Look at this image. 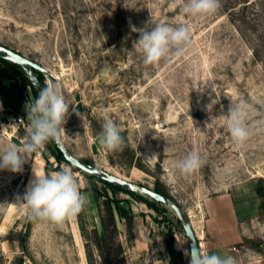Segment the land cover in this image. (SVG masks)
<instances>
[{
    "label": "rangeland",
    "instance_id": "rangeland-1",
    "mask_svg": "<svg viewBox=\"0 0 264 264\" xmlns=\"http://www.w3.org/2000/svg\"><path fill=\"white\" fill-rule=\"evenodd\" d=\"M158 23L187 26L190 40L182 55L145 65L132 27ZM0 44L43 66L45 84H61L70 104L61 134L69 152L152 189L158 183L194 228L207 195L250 179L254 189L264 185V0H219L215 13L197 16L185 14L181 0H0ZM35 97L22 68L0 59V147L21 144L25 105ZM241 102L250 135L238 146L224 116ZM109 118L121 129L123 150L98 142ZM193 150L200 167L183 174L177 163ZM36 161L44 174L72 169L88 198L84 210L62 223L29 218L17 198ZM94 188L133 214L131 231L116 216L124 264H190L169 206L84 176L53 140L21 172L0 170V264H100L93 238L105 196L96 199ZM252 236L242 244L257 251L264 238Z\"/></svg>",
    "mask_w": 264,
    "mask_h": 264
},
{
    "label": "clouds",
    "instance_id": "clouds-1",
    "mask_svg": "<svg viewBox=\"0 0 264 264\" xmlns=\"http://www.w3.org/2000/svg\"><path fill=\"white\" fill-rule=\"evenodd\" d=\"M181 4L182 11L190 16L213 14L219 8V0H181ZM132 31L139 33L135 43L143 54L145 65L158 64L170 52L182 55L190 40L189 29L184 25L174 27L158 23L151 28L146 26L138 29L133 26ZM69 106L61 84L46 82L38 96L30 98L25 105L28 126L21 144L0 147V170L21 172L31 154L42 150L50 140L64 134L63 125L66 123ZM247 115V107L241 102L235 106L230 104L228 114L224 116L228 132L238 146H242L250 135ZM98 142L109 151L123 150L125 146L120 127L110 118L105 119ZM200 164V156L193 150L177 163V167L183 174H191ZM33 172L35 179L30 181L23 197L17 198L20 206L29 210V218L62 223L66 218L75 217L84 210L88 198L70 167L48 174ZM184 254L190 259V264H236L232 256L209 254L194 243L190 250H184Z\"/></svg>",
    "mask_w": 264,
    "mask_h": 264
},
{
    "label": "crops",
    "instance_id": "crops-1",
    "mask_svg": "<svg viewBox=\"0 0 264 264\" xmlns=\"http://www.w3.org/2000/svg\"><path fill=\"white\" fill-rule=\"evenodd\" d=\"M42 170V164H39ZM26 181V189L35 176ZM256 179L238 183L224 191L207 195L199 206L197 238L209 254L232 256L236 264H264V240L259 249L242 244L244 236L264 238V185L254 189Z\"/></svg>",
    "mask_w": 264,
    "mask_h": 264
},
{
    "label": "water",
    "instance_id": "water-1",
    "mask_svg": "<svg viewBox=\"0 0 264 264\" xmlns=\"http://www.w3.org/2000/svg\"><path fill=\"white\" fill-rule=\"evenodd\" d=\"M0 58L19 65L27 75L29 81L33 86H37L39 84L38 78L33 70H37L42 73H45L47 71L39 63L2 44H0ZM54 143L58 150L61 152L64 160L67 161L71 166L76 167L89 175L107 181L132 194L143 195L152 200H155L156 202H159L162 205L169 206L179 220L186 239L191 237V239L187 240L188 249L190 250L193 243L199 246L198 238L192 226V222L186 217V213L175 201L148 186L132 182L126 178L117 176L93 164L85 162L84 160L68 151V149L62 142L61 135L54 140Z\"/></svg>",
    "mask_w": 264,
    "mask_h": 264
},
{
    "label": "trees",
    "instance_id": "trees-1",
    "mask_svg": "<svg viewBox=\"0 0 264 264\" xmlns=\"http://www.w3.org/2000/svg\"><path fill=\"white\" fill-rule=\"evenodd\" d=\"M0 59L2 61H5L6 63L11 64V65L19 66V65L14 64L10 61H7L3 58H0ZM33 71L38 78L39 84L37 86H33L30 81H29V83L33 87L34 91L36 92V95L38 96L39 91L41 90V88H43L45 86V83L40 76L42 72L37 71V70H33ZM26 77H27V75H26ZM27 79H28V77H27ZM1 95H2V97H5V99H6L5 94L4 95L1 94ZM53 144H54L57 152L60 154L61 158L64 160L61 152L56 147L54 140H53ZM82 160H84L85 162H88L90 164H93L91 161H87L85 159H82ZM65 162L68 165H70L67 161H65ZM71 167H73V166H71ZM73 168H75L76 170H79L76 167H73ZM45 171H46V169H45ZM79 171H81V170H79ZM81 173H83V175L86 177L97 179V180L107 184L108 186H111L112 188L119 189V190H122L124 192L129 193V194H132V193H130L126 190H123V189H121V188H119V187H117V186H115V185H113L107 181H104L100 178L89 175L83 171H81ZM45 174H48V172L46 171ZM94 190L96 191L95 188H94ZM154 190H156V191L162 193L163 195L169 197L170 199H172L168 195V193L164 189L161 188V186L158 183H156ZM95 193H96L95 194L96 199L100 195L105 196V198L103 199V208H99L100 209L99 210L100 230L94 231V238H93V242L96 245V247L99 251L100 257H101L100 264H124L123 246L117 237L118 236V228L116 226V216L123 219L126 223L128 230L131 231L132 223H133V214L128 208H126L125 206H123L119 203L112 204L111 201L107 198L105 192H102V194H101V193H98L96 191ZM132 195H136V194H132ZM153 201H155V200H153ZM178 222H179V220H178ZM165 239H166L165 241H166V244L168 247V251H170V253H173L174 252L173 235L168 234L167 238H165Z\"/></svg>",
    "mask_w": 264,
    "mask_h": 264
},
{
    "label": "bare ground",
    "instance_id": "bare-ground-1",
    "mask_svg": "<svg viewBox=\"0 0 264 264\" xmlns=\"http://www.w3.org/2000/svg\"><path fill=\"white\" fill-rule=\"evenodd\" d=\"M33 170H34L35 172H41V167H39L37 161L34 162V164H33V169H32V172H31V174H30V176H31L30 180H32L33 177H34V172H33ZM30 176H29V177H30Z\"/></svg>",
    "mask_w": 264,
    "mask_h": 264
},
{
    "label": "built area",
    "instance_id": "built-area-1",
    "mask_svg": "<svg viewBox=\"0 0 264 264\" xmlns=\"http://www.w3.org/2000/svg\"><path fill=\"white\" fill-rule=\"evenodd\" d=\"M194 231H195V229H194ZM195 233H196V231H195ZM196 235H197V233H196Z\"/></svg>",
    "mask_w": 264,
    "mask_h": 264
}]
</instances>
